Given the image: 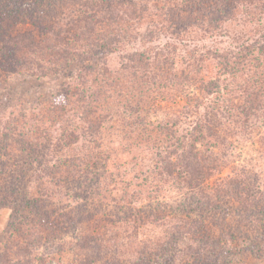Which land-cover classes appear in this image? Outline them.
I'll list each match as a JSON object with an SVG mask.
<instances>
[{"label":"trees","instance_id":"obj_1","mask_svg":"<svg viewBox=\"0 0 264 264\" xmlns=\"http://www.w3.org/2000/svg\"><path fill=\"white\" fill-rule=\"evenodd\" d=\"M8 2L6 10L0 8V69L39 78L68 76L48 107L49 119L60 123L57 146L62 139L68 146L80 141L85 146L81 155L62 154L59 164H42L37 179L54 187L82 182L98 192L120 190V201L138 213L133 203L158 202L167 192H177V220L153 246H142L141 264L167 256L165 264H177L180 254L186 264H221L220 256L228 264L234 244L264 260V245H259L264 241V190L256 185L260 175L240 168L222 176L235 137L261 118L264 123V0ZM238 10L246 14L240 19L242 33L226 43L230 26L241 24L235 19ZM215 15L228 18L216 20ZM19 18L29 19L33 28L22 26ZM112 55L117 64L107 58ZM209 64L216 67L211 76L204 72ZM167 102L176 107L153 119ZM24 129L28 143L33 129L27 122ZM35 146L24 151L30 155ZM0 158V169L6 170V158ZM33 166L32 161L17 166L16 181L7 185L8 197L33 207L17 213L12 236L30 234L21 229V219L33 214L42 217L45 230L50 225L59 230L64 221L75 227L81 218L72 214L76 207L50 212L46 201L24 191ZM82 189L90 193L80 188L76 198ZM82 208L78 205V214ZM118 208L126 212L125 206Z\"/></svg>","mask_w":264,"mask_h":264},{"label":"rangeland","instance_id":"obj_2","mask_svg":"<svg viewBox=\"0 0 264 264\" xmlns=\"http://www.w3.org/2000/svg\"><path fill=\"white\" fill-rule=\"evenodd\" d=\"M184 1L195 3L202 0ZM206 1L211 2L212 0ZM232 1L236 2V0ZM239 1L241 4L247 3V0ZM251 1L259 3L258 0ZM8 3V0H0V8L3 7L2 9L6 10V7H9ZM238 11L235 19L241 23L240 19L246 18V14H242L241 10ZM215 18L222 20L224 16L215 15ZM227 18L228 16H225L224 19ZM14 20L8 19L10 22ZM16 21L22 26L27 23L30 28H33L29 19L19 18ZM242 27L243 23L239 25L234 23L230 26L231 35L224 36V41L232 42L233 35L242 33ZM107 58L110 63H118V58L115 55ZM204 72L210 76L214 75L215 65L209 64L208 70L204 69ZM68 80V76L39 78L27 73L10 74L0 69V157L6 158L8 167L6 170L0 169V264H141L139 253L142 251V246L145 248L153 246L157 240L163 238L162 230L177 220L174 207L181 202V196L177 192H167L160 197L158 202L155 200V202L142 201L144 203L138 202L135 205L133 203L132 207L135 206L141 210V213H138L139 211H130L128 204L120 201L122 195L120 190L109 189L111 191L98 192L93 184L83 187L82 182L69 184L62 182L57 183V186L54 187V183H43V180L37 179L36 169L42 164L47 162L53 166L61 162L62 154L81 155L85 150L82 141L76 145L68 146L66 140L62 139L59 140L60 147L57 146L56 138H59V132H61L60 123L50 122L51 119H49L48 107L52 103V99L62 90V84ZM238 80L240 81L241 78ZM161 105L164 108L154 115L153 119L158 115L162 117L163 112H169V108L176 107L170 102ZM262 119H259L243 135L239 134L235 137L234 154L224 167L222 176L230 177L234 173L233 170L247 168L253 177L256 173L260 175V180L256 185L258 187L261 185L264 190V123H261ZM24 122H27V126L33 129L27 135L28 143L23 138ZM44 131L47 134L41 137ZM54 138L56 141L53 142ZM31 145L37 146L34 147L33 152L30 151L32 154L28 155L24 151V147L29 148ZM7 150L8 157L5 155ZM46 152L49 155H46ZM32 155L35 156L34 159L31 158ZM31 161L34 166L27 176L28 179L24 180V191L29 197L34 195L40 202L42 199L46 201V208L50 212H57L61 209L73 211L76 207L72 214L74 216L77 214L81 218L76 221L75 227L67 225L64 221L62 226H58L59 230L53 225L45 230L46 226H42L44 222L42 217L39 218L33 214L27 221L21 219L24 224L21 229L23 231L27 228L30 229V234L24 237L15 236V234L14 237L12 236L11 223L15 217L19 216L17 213L29 212L33 207L19 201L18 197L14 198L12 195L8 197L10 193L7 185L10 186L16 181V169L19 165L23 168ZM11 172H14V175H11ZM250 173L248 174L250 175ZM102 187L103 185L101 190H104ZM80 188H85L90 193L85 194L82 189L79 194L81 198H76V193ZM7 192L8 194L5 195ZM66 192H69V196H64ZM112 198H115L116 201H112ZM78 205L83 206L79 214ZM118 205L125 206L126 212H123V209L120 210ZM21 207L22 210H20ZM152 211H154V216H150ZM115 215H119V217ZM123 216H127L126 221L122 218ZM58 217L60 215L55 217L56 221L61 222L63 219L57 220ZM34 218L37 222L31 223ZM261 236L264 234L262 233ZM221 243L225 245L226 239ZM259 245L263 246L264 241H260ZM234 247L235 253L231 256L227 254L228 264H264V260L256 258L258 255L243 251L240 244H234ZM158 259H161L160 255ZM167 260L168 256L164 260L153 261V264L159 262L165 264ZM176 260L177 264L187 263L181 254L176 257ZM218 262L225 264L222 256Z\"/></svg>","mask_w":264,"mask_h":264}]
</instances>
